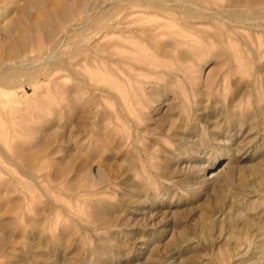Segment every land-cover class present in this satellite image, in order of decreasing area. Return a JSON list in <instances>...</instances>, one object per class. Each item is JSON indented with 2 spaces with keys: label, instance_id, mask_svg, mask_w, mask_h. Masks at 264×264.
Here are the masks:
<instances>
[{
  "label": "rangeland",
  "instance_id": "374dc122",
  "mask_svg": "<svg viewBox=\"0 0 264 264\" xmlns=\"http://www.w3.org/2000/svg\"><path fill=\"white\" fill-rule=\"evenodd\" d=\"M0 264H264V0H0Z\"/></svg>",
  "mask_w": 264,
  "mask_h": 264
},
{
  "label": "bare ground",
  "instance_id": "6f19581e",
  "mask_svg": "<svg viewBox=\"0 0 264 264\" xmlns=\"http://www.w3.org/2000/svg\"><path fill=\"white\" fill-rule=\"evenodd\" d=\"M103 6H104V3H102L101 5L93 6V8L90 9L89 14H88L86 19L89 20L92 16L94 10L100 11ZM58 8L59 7L56 8L57 9L56 12H58ZM60 11H61V13H63L62 16H64V17L67 16V12H63V10H60ZM55 14L57 15L58 13H55ZM94 14H95V12H94ZM127 15H130V13H128ZM122 21H121V19H119L117 22L111 21V22H107V23H102V26L98 25L99 28L96 31L101 35V38H104L110 33H115V31H117V30L119 31V29L122 28V25H121ZM20 24H21V22H20ZM20 24L18 22L16 25L19 26ZM66 26H68V25H66ZM74 28H75L74 25L70 24V26H68V29L65 31H67L69 33V30L74 29ZM48 32H49L48 35H52L54 33L53 28H49ZM14 45L15 44H13V46H12V50H15ZM100 47L101 46L99 43L94 44V45H89V44L80 45V46L76 47L70 54L71 59L76 58V57L77 58L79 57V59H76L77 62L75 64L70 63L69 67L68 68L66 67V68L71 72V74L74 78H78L79 80H81L82 83H84V86H83L84 89H93V87L89 86L87 84L88 83L87 79L84 76L83 77L80 76L79 72L75 70L76 68L78 70V66H82V67L87 68L89 65L91 66L92 63H90V60H92V59H95L94 62L97 60H100V59H106L109 63L110 62L113 63V61H115L114 59L111 58L110 55L102 53L104 49H102ZM56 52L57 51H55V53ZM43 61L45 62L44 59L41 62H43ZM14 66H18V65L15 64L14 62L10 63V67H14ZM33 66H34V64H33ZM112 70H113V67H112ZM97 88H99V87H97ZM118 177H119V187L121 189V186H122L121 184H123V182H124L123 178H121V177H123V171L122 170L120 171V174ZM128 181L129 182L131 181L130 178L128 179ZM128 194L131 197L134 196L133 191L132 192L129 191ZM144 197H145V199H143L142 195H141L139 197V201H133L132 206L131 207L129 206V208L127 209L128 215L126 217V220L121 219V218L118 220L116 230H117V235L119 238V243L121 244V246L124 245V247H130L131 248L132 245L142 244L143 246H141V249L147 250L148 248L146 246L149 247L150 245H153L156 243H157V245H159L160 241L163 238H166V235H165L166 231L165 230L157 231V229H154V228H156V226L159 223L163 222L162 219H160L159 217H157L155 215H158V216L167 215V212L164 210L168 207V204H166L164 201L159 202L158 199H152L154 197V195H151L149 193H146ZM145 202H146V204L144 205ZM150 235L152 237H150ZM173 240H175V239H173ZM173 240L170 238L167 241L168 245L171 246L173 243Z\"/></svg>",
  "mask_w": 264,
  "mask_h": 264
}]
</instances>
